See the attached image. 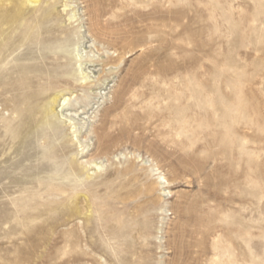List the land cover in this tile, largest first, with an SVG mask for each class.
<instances>
[{
	"label": "rangeland",
	"instance_id": "rangeland-1",
	"mask_svg": "<svg viewBox=\"0 0 264 264\" xmlns=\"http://www.w3.org/2000/svg\"><path fill=\"white\" fill-rule=\"evenodd\" d=\"M0 264H264V0H0Z\"/></svg>",
	"mask_w": 264,
	"mask_h": 264
},
{
	"label": "bare ground",
	"instance_id": "bare-ground-1",
	"mask_svg": "<svg viewBox=\"0 0 264 264\" xmlns=\"http://www.w3.org/2000/svg\"><path fill=\"white\" fill-rule=\"evenodd\" d=\"M28 1H30L31 3H38L40 0H28ZM72 55H73V53H72ZM75 56L78 57L79 54H76ZM76 71L80 72L83 75L82 80H85V81L90 80L89 74L87 72H85L82 65H80L79 68H76ZM67 103H68L67 98H64L63 105L65 106ZM60 116L66 117L70 122H72V120L74 119V117L72 115H66L64 113H60ZM58 117H59L58 115L56 116V115L52 114L48 108H45L43 117L40 120V122L36 125L34 132L38 135L40 133V130L43 129L44 127H47L50 129L54 128L59 121ZM72 128H74L73 131H75L74 137L76 138V140H78V134H77L78 133V127H77V125H75L74 122L72 124ZM79 142L81 143L80 140H79ZM96 167H99L98 164L96 165Z\"/></svg>",
	"mask_w": 264,
	"mask_h": 264
}]
</instances>
